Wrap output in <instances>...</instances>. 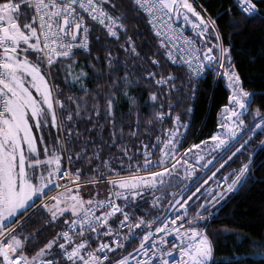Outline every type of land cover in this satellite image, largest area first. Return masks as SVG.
I'll use <instances>...</instances> for the list:
<instances>
[{
    "label": "snow or ice",
    "instance_id": "6c2138e0",
    "mask_svg": "<svg viewBox=\"0 0 264 264\" xmlns=\"http://www.w3.org/2000/svg\"><path fill=\"white\" fill-rule=\"evenodd\" d=\"M225 17L264 27V0H0V264H264V234L211 227L264 186ZM208 76L227 102L185 146Z\"/></svg>",
    "mask_w": 264,
    "mask_h": 264
},
{
    "label": "trees",
    "instance_id": "16d2710c",
    "mask_svg": "<svg viewBox=\"0 0 264 264\" xmlns=\"http://www.w3.org/2000/svg\"><path fill=\"white\" fill-rule=\"evenodd\" d=\"M204 2V0H200ZM211 3L212 0H209ZM219 0H216L218 3ZM215 4L211 11L216 12ZM224 20L218 21L221 25V30L224 34L225 43L231 42L233 46V55L237 61L238 69L244 81V86L249 90L260 91L264 89V56L260 52L264 50V27L259 24L253 25L243 34H233V29L226 26ZM151 34L149 33V36ZM141 41L148 37H139ZM151 42V41H149ZM144 51H148V45H143ZM255 56V62L252 56ZM228 89L226 81L219 77H205L199 85V91L194 101H189V104L194 106V112L190 113L191 127L187 134V144L198 142L203 139L215 128L217 113L220 105L227 102ZM181 104V110L184 108ZM187 118V117H186ZM235 228L241 234L249 235L253 239H258L259 234H264V186L257 184L248 191H241L239 195L230 199L223 206L219 217L211 227L218 229L223 226ZM229 242L233 237H219L217 253L218 255L231 249H225L224 240ZM133 246H135L133 244ZM253 260L259 257H251Z\"/></svg>",
    "mask_w": 264,
    "mask_h": 264
},
{
    "label": "built area",
    "instance_id": "2783aa9c",
    "mask_svg": "<svg viewBox=\"0 0 264 264\" xmlns=\"http://www.w3.org/2000/svg\"><path fill=\"white\" fill-rule=\"evenodd\" d=\"M170 239H171V237H170Z\"/></svg>",
    "mask_w": 264,
    "mask_h": 264
}]
</instances>
